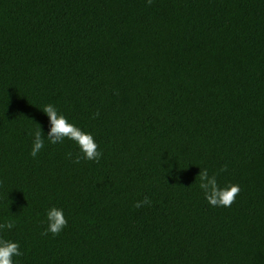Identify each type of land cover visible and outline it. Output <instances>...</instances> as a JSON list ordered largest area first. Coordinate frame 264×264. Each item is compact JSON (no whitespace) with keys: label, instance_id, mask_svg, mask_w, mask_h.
I'll list each match as a JSON object with an SVG mask.
<instances>
[{"label":"trees","instance_id":"obj_1","mask_svg":"<svg viewBox=\"0 0 264 264\" xmlns=\"http://www.w3.org/2000/svg\"><path fill=\"white\" fill-rule=\"evenodd\" d=\"M46 104L98 162L29 154ZM225 166L241 190L213 207L195 179ZM5 221L19 264H264V0H0Z\"/></svg>","mask_w":264,"mask_h":264},{"label":"clouds","instance_id":"obj_2","mask_svg":"<svg viewBox=\"0 0 264 264\" xmlns=\"http://www.w3.org/2000/svg\"><path fill=\"white\" fill-rule=\"evenodd\" d=\"M47 120V127H37L30 132L31 149L30 155L35 158L45 147V140L49 144H63L65 140L72 141L78 153L76 163L81 159L98 162L102 157V152L98 150V144L94 134L86 131L75 122L70 121L55 105L46 104L39 109ZM73 153H67L71 159ZM227 171V167L218 171L210 172L208 168H200L195 181L198 179V187L203 194L204 200L213 207H228L234 202L240 192V186L228 182L221 185L218 177L221 172ZM151 201L145 197L142 201H136L135 207L150 204ZM46 227L42 235H59L68 225V220L63 207L52 204L45 210ZM14 227L13 221L0 223V264H19V258L23 255L19 241L6 238L2 233L4 230H11Z\"/></svg>","mask_w":264,"mask_h":264}]
</instances>
